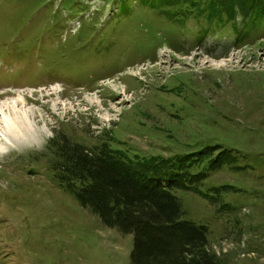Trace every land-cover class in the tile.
<instances>
[{
  "label": "rangeland",
  "instance_id": "rangeland-1",
  "mask_svg": "<svg viewBox=\"0 0 264 264\" xmlns=\"http://www.w3.org/2000/svg\"><path fill=\"white\" fill-rule=\"evenodd\" d=\"M149 2L0 0V103L23 93L38 133L0 152V264H132L134 236L55 181L46 149L58 134L133 159L234 149L242 169L175 194L186 220L210 228L220 264H264V36L198 43L203 22L171 26ZM168 33L171 44L148 45ZM224 185L217 206L231 213L207 199Z\"/></svg>",
  "mask_w": 264,
  "mask_h": 264
},
{
  "label": "trees",
  "instance_id": "trees-1",
  "mask_svg": "<svg viewBox=\"0 0 264 264\" xmlns=\"http://www.w3.org/2000/svg\"><path fill=\"white\" fill-rule=\"evenodd\" d=\"M149 1L141 4L143 9L156 12L171 26L191 19L203 22L198 43L210 38L219 44L226 34L235 45H244L264 36V0ZM166 38L157 37L148 45L155 49L171 44L173 36L168 33ZM46 150L55 181L81 208L91 211L104 226L134 236L132 264L221 263L210 244V228L185 219L175 192L200 195V186L210 174L226 166L239 168L234 149L215 145L169 159H133L108 144L93 149L58 134ZM210 191L207 199L217 208L221 195L232 187ZM217 209L233 210L225 203Z\"/></svg>",
  "mask_w": 264,
  "mask_h": 264
},
{
  "label": "bare ground",
  "instance_id": "bare-ground-1",
  "mask_svg": "<svg viewBox=\"0 0 264 264\" xmlns=\"http://www.w3.org/2000/svg\"><path fill=\"white\" fill-rule=\"evenodd\" d=\"M17 97L16 100L8 99L0 103V152H12V149L27 145L38 135L32 123L34 114L27 109L23 93H18Z\"/></svg>",
  "mask_w": 264,
  "mask_h": 264
}]
</instances>
